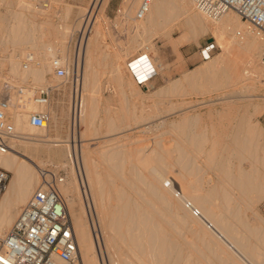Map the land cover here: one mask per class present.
Wrapping results in <instances>:
<instances>
[{
    "label": "bare ground",
    "instance_id": "1",
    "mask_svg": "<svg viewBox=\"0 0 264 264\" xmlns=\"http://www.w3.org/2000/svg\"><path fill=\"white\" fill-rule=\"evenodd\" d=\"M106 1L94 0L85 19H83V24H78L83 33V42L80 43L78 50L81 54V78L75 88L70 106L69 145L58 139H45L44 136L43 139L41 138L36 142H32L31 137H27V132H42L47 125L43 129H38L28 124L27 114L36 109L37 106L30 101V95L33 91H27L21 87L24 84L31 86L46 85L48 83L46 75L51 72L49 62L51 58H58L65 66L68 64V61H62L68 57L69 41L67 42V40L71 38V35L68 34L70 38L67 39V33L70 31L67 32L68 26L62 25L58 29L54 26L55 29L52 31H55H51L52 33L48 30H42L43 25L50 26L51 23L38 21L37 14L43 13L47 5L43 3L33 5L31 0H15L18 8L27 14L14 12L10 14L11 18L6 21L7 29H4L2 24L0 26V96H7L6 120L14 129V136L9 140V151L0 156V166L10 173L4 191L0 194V235L4 234L11 226L19 209L37 185L38 168L44 167L49 162L27 157L25 153L16 150V147L44 145L48 148L61 147L63 153L65 152L63 156L70 155L78 176L85 177L89 200L96 209L101 235L100 241L105 251V255L102 252L104 260L101 255H97L98 243L96 244L94 241L86 221L87 217L85 218L82 199L79 196L74 200L77 210L70 211V197H73L70 189L77 188V176H75L73 165L66 163L73 177L70 179L71 181L63 180L58 185V192L63 199L66 214L71 222L80 264H202V261L200 262L194 255L195 253L204 254V249L201 252L200 245L206 250L208 249V254H215L221 264H241V260H238L239 254L244 255L249 260L251 259L255 264H262V262L259 263L263 255L259 252L258 243L264 246L263 220L261 221L256 214L258 222L249 225L245 221L246 219L244 220L241 216L242 205L249 208L252 201L259 200L260 202L264 198V172L259 170L262 164L264 167V142L260 143V139L257 138L258 134L256 135L257 143L254 150L257 148V151H261L263 156L258 157V152L253 151L252 155L255 157L250 169L238 167L236 173H233L234 171L230 173L229 166L219 168L218 163L220 161L225 162L222 150H226L228 145H235L233 148L242 149L245 143L238 141L239 139L235 137L223 141L224 137L229 136L226 134L227 129L223 127V131L217 132L218 128H215L213 120H211L212 111L209 110V125H207V122L202 120L201 114H191L185 107H180L179 121L171 120L168 125L172 130L179 129L182 136L181 139H173L169 136L172 142H169L168 145L161 135L158 139L155 138L157 139L155 146L150 147V149L145 147V150L142 145L136 144L134 148H131L127 142L122 143L121 140L120 142L118 138L124 137L125 134L112 137L118 133L117 131H122L127 126L124 128L121 127L124 124L119 126L120 120L110 116L108 109L103 110L104 116L101 115L103 99L99 94V76L106 73L107 70L104 71L106 67H114L119 60L114 49L104 50L105 53L102 52V46L105 47L106 45L105 33L96 14L102 17ZM138 1L123 0L124 11L122 15L130 20L128 27L138 33L151 35L157 34L159 29L165 26L169 28L178 25V30L185 27L188 31L179 36L177 42L179 45L188 43L192 39L197 40L206 33L207 26L204 25L205 23L203 24L205 21L202 22L201 17L198 15L199 18L197 13L193 12L192 8H195L190 0H152L145 15L136 20L131 16V13L132 8H136L134 4H138ZM0 3L10 5L8 0H0ZM231 12L228 10L213 20L219 21L218 30L224 32L233 29L242 35L244 45L240 46L239 49L242 60L239 63L237 60V62L234 61L236 63L231 64L229 70L222 73L233 85L240 83L250 74L264 78V67L262 68L260 65V53L262 49L264 50V34L252 32L246 24H240L238 19L230 14ZM67 14L69 15V13ZM199 14L206 17L201 12ZM221 18L223 20H220ZM2 19L0 17L1 23L5 21ZM38 27L40 32L36 30ZM2 32L7 35H2ZM141 34H136L139 39L140 36H143ZM64 39L65 41H63ZM5 42L9 44L8 49H6V45H4L6 48L1 47ZM36 42H40L42 45L40 47H27L28 44ZM236 53L238 52L236 51ZM27 55L32 57V63L26 69H22L21 61ZM108 59H112V63L109 62L108 64ZM223 63L224 58L220 57L209 60L203 64L204 67L194 72L190 71V74L185 76V81L188 83L194 78L203 76L207 78V76L216 73ZM75 64L73 61V71L77 75ZM259 70L261 71L259 72ZM4 72L14 80L3 77ZM58 80L57 85H50L53 89L62 85L63 82ZM213 83H200V91L215 90L216 87L214 89V86L218 85ZM182 88L183 83L175 81L167 91L176 92ZM243 90L241 91L243 92ZM128 91H136L133 81ZM237 91L239 92V90ZM237 99L239 100L241 97ZM174 104L172 103V107ZM188 104L190 105L187 102ZM231 105L228 102L226 107L230 108ZM248 105L254 107V113L261 107L257 102L249 101ZM43 108L49 113V116L55 119L49 102ZM245 112L247 113V110ZM238 119L243 123L245 122L242 127H245L247 133L251 135L259 127L258 122L253 124L250 118ZM137 120L139 121L138 118H134L133 122ZM145 120L147 119L145 118ZM95 121H97V127H95ZM239 121L238 123H240ZM197 124L198 127H195ZM163 125V122L159 123L160 127ZM101 127H105L107 130L105 133L107 137L104 139L112 137L111 140L116 142L114 146L108 149L106 147L92 149V145L99 144L104 140L103 136L105 135L101 134ZM143 129L148 128L143 127ZM166 130L169 132L168 129H165L162 135L167 132ZM109 134L110 136H108ZM208 143L211 144V147L206 149ZM202 154H205L204 160L201 159ZM218 157L222 158L219 160ZM257 163H261V166L259 167L260 164L257 165ZM175 165L178 166L176 171L173 168ZM208 169L220 171V174H214L215 181L208 176L204 180ZM110 171L117 175L121 185L115 182L114 175ZM72 180L76 184H73ZM174 182L178 185L179 191L175 190ZM223 182L232 184L237 190V195L227 190L228 187L226 186V188ZM133 194L138 195L140 199L134 198ZM251 194H255V196ZM113 201L117 205H114ZM251 237H254V240ZM207 260L209 259L207 258Z\"/></svg>",
    "mask_w": 264,
    "mask_h": 264
},
{
    "label": "rangeland",
    "instance_id": "2",
    "mask_svg": "<svg viewBox=\"0 0 264 264\" xmlns=\"http://www.w3.org/2000/svg\"><path fill=\"white\" fill-rule=\"evenodd\" d=\"M93 1L94 0H46V1H44V0H35V1L31 0L33 5H37V4H41V3L47 5V8H45L43 13L37 14V20L38 21L51 23L50 26L43 25L42 30H45V31L48 30V31H50V33H52L55 31V30L52 31L53 29H55V27L58 29L62 25H67L68 26L67 32L70 30L67 33V35L68 34L71 35V38L69 35L67 36V39L70 38V40L66 39L67 42L69 41L68 42V57H67L68 60L67 59L62 60L63 62L68 61L67 65L69 68V76H68L67 80H65V82H63L62 85L59 86V88H55L52 91V93L50 94L49 103L51 105L52 112L55 115V119H53L50 116V121L48 124H46L47 126H46V128H44V130L42 132H38V131H31V132H27V133L25 132L27 137H31V139L33 140L32 142H36L41 138L43 139V136H44L45 139H50V140L51 139L52 140L58 139L61 142H63L64 144H68V145L70 144V119H69L70 118V106H71V101H72V97L74 95L75 88H76L77 84H79V81L81 78L80 77L81 54H79L78 50H79L80 43L83 42L82 41V38H83L82 34L83 33H82V30L79 29V25L83 24V22H84L83 19H85L87 12L90 10ZM8 2H10V5H4V4L0 3V17L3 18L2 20H5V21H2V23L0 22V26L3 25L4 29H7V27H8L6 21H8V19L11 18L10 14H12L14 12H23V13L27 14L24 10H21L18 8V6L15 3V0H8ZM107 2H108V0L106 1L105 5L103 7L104 10L102 11V17L100 15L96 14V17L98 18L99 22L101 23L102 30L105 33V38H104V41L106 40L105 44L109 45V46H106L104 44L105 47L102 46V49H103L102 52L105 53L104 50L114 49L115 54L118 55V57H119V60L116 62V65L114 67H110V66L106 67L104 69V71L107 70L106 73L100 74L101 76H99V80H100L99 81V94L101 95V97L103 99V105H101V110H102L101 115L104 116L103 112L106 109H108L110 111V116L120 120L119 126H121L122 124H124V126L123 125L121 126L122 128L127 126V128H124L122 131H117L118 133L114 134L115 136L112 135V133H111L112 137H119V136H123V134H125L126 137L125 136L119 137L118 140L119 141L121 140L122 143L127 142L131 148H134L136 146V144L142 145V146H144V150H145V147H146V149H150V147L155 146V140H157L158 137H160V135H161V137H163L166 144L168 145L169 142L170 143L172 142L171 138L181 139V136H182V133L179 129L178 130L173 129L174 130L173 131L171 129V127L168 125V123L171 120H173L175 122L179 121V119H180L179 113H181L180 107H185L187 109L188 113H191V114L199 113V114H201L202 120L204 122H207V125H209L208 113H209V111H212L213 115L211 114L212 115L211 120H213V124H214L215 128L216 129L218 128L217 132L218 131L220 132V130L223 131L222 128L224 127V129L225 128L227 129L226 134H229V136L227 138L224 137L223 141H226V139L227 140L230 139V137H235L236 139H239L238 141H240L242 143L244 142L245 146H246V147L243 146L244 148H242V149H236L235 147L233 148V146H235V145H228L229 147H227V149H226L228 152L226 150H222V153H224V154L221 153L223 158H225V160H224L225 162L220 161L218 163V167L220 168V167H224V166H227V167L229 166L228 170L230 173H232L233 171H234L233 173H236L238 167L244 168L247 170L250 169V166L253 164L254 157H255L254 155H252L253 151L258 152V154H257L258 157L263 156L261 151H257V148H256V150H254V149L256 147V143H257L256 139L257 138L260 139V143L262 141L264 142V107H263L264 106V96H262L264 94V78L255 77L254 75L250 74L247 77H245V79L242 80L240 83L233 85L231 82L229 83V80L227 78H225L224 74L222 73L224 71L225 72L228 71L229 67H231V64L236 63L237 61L239 63L240 60H242L240 50H239L240 46L244 45L242 35L236 33L235 30H233V29H228V30H225L224 32L220 31V29L218 30L217 24L219 23V21H215L213 19H209L207 17H204V16L199 14L200 12L198 13V11L196 9L192 8L193 12L197 13V16L199 15L201 17L200 18L198 16L200 19H202V22L205 21V22H203V24L205 23L204 25L207 26L206 27V33L204 35L200 36L197 40L192 39L188 43H185L183 45H175L178 42L179 36L183 32L188 31L187 28L183 27L182 29L178 30L177 29L178 25H174L172 27L169 25L170 26V27L168 26L169 28H167V26H165V27H162L161 29H159L157 34L156 33L151 34V35L148 33L141 34V33L136 32V30L132 29L131 27H128V26H130V24H128V22H130V20L127 17L122 16L123 11H124L123 0H116L115 7L113 8L112 11H108ZM136 4L137 3L134 4L135 7H136ZM67 8H69V9L66 12ZM133 9H135V8L134 7L132 8V13H131L132 17H133V11H134ZM67 13H69V15ZM230 14L233 17L237 18L238 22L240 24H246L242 20H240L234 14L233 11ZM120 20L121 21L124 20L125 22L124 21L121 22ZM220 20H223V18H221ZM36 30L40 32L39 27ZM213 30H214V32H213ZM134 33H136L138 35L141 34L143 36L142 37L140 36V39H139L138 35H136V34L133 35ZM2 35H4L3 32H2ZM5 35H7V34L5 33ZM46 36H47V34H46ZM136 40H137V42H136ZM63 41H65V39ZM200 41L203 43L212 41L215 44V49H214L212 55L207 60L196 59L192 63L190 62V63L185 64L184 61L186 60V58L188 56H191L193 51L196 52V49L192 50V45H194V44L198 45V43ZM106 42H108V43H106ZM7 44L8 43L5 42L1 45V47L6 48V46H7L6 49H8L9 44L8 45ZM4 45H6V46H4ZM41 45H42V43L36 42L34 44H28L27 47L28 46L29 47H34V46L40 47ZM144 48H146V49H144ZM226 49H227V51H226ZM230 50H232V51H230ZM184 51H190V52H188V54L184 55L183 54ZM236 51L238 53H236ZM262 51H263V49H262ZM262 51H261V53H262ZM142 53H145L147 55V57L149 59H151L150 61L152 63L154 62L153 65L155 67L156 72H159L160 74L165 75L167 77L166 80H171V79H173V80L168 82V84L165 87H161L158 89L157 88H155V89L150 88L146 84L147 81H145L143 85L142 84H136L131 73H130V71H129V69H128V67H127V63L129 60L133 59L134 57H136L137 55L142 54ZM261 53H260V55H261ZM79 55H80V57H79ZM219 57L224 58V63L222 64V67L220 66V69L216 73L212 74L213 77H212V75L207 76V78H208L207 79V78H205L206 76L205 77L203 76L201 78H194V80H192L188 83L185 81V76L186 75L188 76L190 74V71H193V72L197 71L198 69L204 67L203 64L205 62H208L209 60L216 59ZM73 61H74V64L77 61L76 62L77 66H76V64L74 66L76 73H77V75H76L77 78H76L75 82L72 80V78L70 76L71 70L73 72V66H72ZM112 61H113L112 59H110V60L108 59L107 63L108 64H109V62L112 63ZM234 61H236V62H234ZM78 64L80 65L79 66L80 68L78 67ZM260 65L262 66V68L264 67V64L261 62V58H260ZM260 71L261 70H259V72ZM3 75H4L3 77L9 78V80L10 79L14 80V78L7 75L6 72H4ZM250 76H252V77H250ZM72 77H73V75H72ZM256 78H257V80L258 79L259 80L257 81ZM46 80L48 82L46 85H52V86L57 85V83L59 82V80L57 78H54L51 75V72L46 75ZM132 81L136 87V91H135L136 93L128 91ZM175 81H180L183 83V88H182L183 90L181 89L180 91H176V92L175 91H172V92L167 91V89L170 87V85L172 83H174ZM200 83L201 84L213 83L214 85L217 84L218 86H214V89L216 87L215 90L212 89L209 92H207V91L201 92L200 91V86H201ZM242 85H244V86H242ZM145 86H146V88H145ZM21 87L24 90L26 89L27 91H33L34 88L38 87V86H35V85L31 86V85L24 84V85H21ZM211 88H213V86H211ZM242 89H244L245 91L243 90V92H242L241 91ZM216 90H219V91H216ZM237 90H239V92ZM250 90H251V92H250ZM243 96H245V97H243ZM240 97H241V99L236 100V98H240ZM249 101L255 102V103L257 102L259 104V107L261 106L260 110L258 108L257 109L258 111L256 110V113H254L255 109H254V107L248 105ZM187 102L190 103V105L189 104L187 105ZM228 102L232 104L230 108L226 107ZM172 103H175L173 106L174 108L172 107ZM246 106H247V108H246ZM246 110H247V113L245 112ZM133 114L136 116H134ZM218 114H219V116H218ZM7 116L9 117V115H7ZM242 116L245 117L246 119L250 118V121L253 124H256L258 122L259 127H258V129L255 130L256 132L252 133L253 136L251 134L247 133L248 131L245 130V127L244 128L242 127V126H244L245 122L243 123V121H239V119H238V118H243ZM134 118L135 119L138 118L139 121L137 120L138 122L137 121L133 122ZM145 118L147 120H145ZM227 119H228V121H227ZM96 120H97V118H96ZM230 121H231V123H230ZM238 121L240 123H238ZM160 122H163V124H164L161 127L159 126ZM229 123H230V126H229ZM232 124H234V125H232ZM237 124H239V125H237ZM97 126H98L97 121H95V127H97ZM143 127H147L148 129H143ZM195 127H198V124ZM231 127H233V128H231ZM165 129H168L169 132L166 130L167 132L164 134L165 135L164 136V135H162V132ZM100 130H101L100 131L101 134L105 135V136H103V139L106 138L107 136L105 133L107 130L105 129V127H101ZM170 130H172V131H170ZM170 132H172V133H170ZM256 135H257V138H256ZM108 136H110V134ZM112 137L102 140L101 143H99V144L95 143L94 145H92L91 148L94 149V148H99V147H106L108 149L111 146H114L116 141L111 140ZM155 138H157V139H155ZM147 140H149V141H147ZM147 142H148V144H146ZM228 143H230V142H228ZM148 145H149V147H148ZM210 145L211 144L208 143L206 145V149H209L211 147ZM17 149L20 153H23V154L25 153V155L27 157L29 156L31 158H34L35 160H41L43 162L49 161L46 163L45 166L51 167V168L59 171L61 176L63 177V180H70L73 177L72 173L69 171V168L67 167V164L71 163L73 165L74 172L76 174L75 176H77V188L76 189L75 188L70 189V193H72V196H73V197H70V203H69L70 211L74 212L77 210L76 206L74 204V200L76 197L79 196L82 199L81 201L83 204V210L85 212V218L87 217L86 221L89 225L92 236L94 238V234L97 233V235H98V240H99L98 241V247L99 248H97V255H101L102 259L104 260L103 253L105 255V251L103 249L102 242L100 241L101 235L99 232V225H98L97 216H96V209H95L94 205L92 204V202L89 200L85 177H83V176L79 177L78 176L77 169L75 168V165H74V161L72 162L73 159L70 158V155L69 156L67 155V157L63 156V154L65 152L63 153V150H61V147L60 148L59 147L48 148V147H45L44 145H39V146H34V145L22 146L21 145V146L16 147V150ZM234 149H235V151H234ZM225 154H227V155H225ZM204 156H205V154L204 155L202 154V156H201L202 160L205 159ZM220 158H222V157H218L219 160H220ZM226 159L228 160L227 162H226ZM257 165H259V167H260L261 163H257ZM177 167H178L177 165L173 166L175 171L178 169ZM263 168L264 167L262 164V166L259 169L260 171H262V173L264 172ZM110 173L112 175H114L115 182L118 185H121L120 179L117 177V175H115V173H113L112 171H110ZM217 173L220 174V171L215 170V169H213V170L208 169L206 175L204 176V180L208 176V177H211L213 179V181H215L216 180L215 175ZM169 174L171 175V173H169ZM9 178H10V173H9ZM9 178H8V180H9ZM72 183L76 184V182H74V180H72ZM223 183H224L225 187L226 186L228 187V188L226 187L227 190H229V191L233 192L235 195H237V190L235 189V187L232 184H229L228 182H223ZM174 188H176L175 190H177V191L180 190L178 185L175 182H174ZM251 195L255 196V194H251ZM133 196H134V198H136L138 200L140 199V197L136 194H133ZM217 197L219 198V195ZM252 202L249 204V208H247L245 205H242V211H241L242 218L244 220L246 219L245 221L249 225L256 224L258 222L256 220L258 217H260L261 221L263 220L262 223H264V198L260 202H259V200L258 201L254 200V202H253L254 204ZM113 203H114V201H113ZM114 205H117V204L114 203ZM256 214L258 215V217ZM93 230H95V233ZM251 239L254 240V237H251ZM258 246L260 247V248H258L259 252L261 253V255H263L261 258L262 260L260 259L259 263L262 262V264H264L263 263L264 262V248H262L264 246L262 244L260 245V243H258ZM200 249H201V252L204 251V254L203 253L199 254V253L194 252L195 253L194 255L198 260H200V262L202 261L201 262L202 264H203V262H204V264H206V263L207 264H209V263L210 264L211 263L212 264H221L220 261L216 258L217 256L215 254H208V251H207L208 249L206 250L201 245H200ZM98 250H100V251H98ZM209 253H211V252H209ZM243 256L241 254H239L238 260H241V264H255L251 259L249 260V258H246L245 256L244 257ZM207 258L209 260H207ZM204 259H206V260H204ZM207 261L208 262L210 261V262L208 263Z\"/></svg>",
    "mask_w": 264,
    "mask_h": 264
},
{
    "label": "built area",
    "instance_id": "3",
    "mask_svg": "<svg viewBox=\"0 0 264 264\" xmlns=\"http://www.w3.org/2000/svg\"><path fill=\"white\" fill-rule=\"evenodd\" d=\"M151 1H138L133 13L136 20L145 15ZM190 1L197 11L210 19H217L228 10L233 11L252 32L264 34V0ZM214 49L212 41L199 45L200 59L210 58ZM260 58L264 64V50ZM31 63L32 57L27 55L21 61V68L26 69ZM127 67L136 84L143 85L156 72L145 53L129 60ZM50 70L51 75L61 82H65L69 76L68 65L62 64L58 58L50 59ZM70 76L75 82L74 71L71 70ZM53 90L50 85L34 88L30 101L37 108L27 114L30 126L43 129L50 121L49 113L43 106L49 102ZM7 107V96H0V156L9 151V140L14 136L13 126L6 120ZM38 171L37 185L19 209L11 226L0 235V264H80L71 222L58 192V185L63 177L51 167H40ZM8 178L9 172L0 166V194L4 191ZM94 241L96 244L99 241L97 233L94 234Z\"/></svg>",
    "mask_w": 264,
    "mask_h": 264
},
{
    "label": "crops",
    "instance_id": "4",
    "mask_svg": "<svg viewBox=\"0 0 264 264\" xmlns=\"http://www.w3.org/2000/svg\"><path fill=\"white\" fill-rule=\"evenodd\" d=\"M115 4H116V0H108V2H107V6H108V11H112L113 10V8L115 7ZM203 42H199L198 43V45H196V44H194V45H192V50H194V49H196V52L195 51H193L192 52V54H191V56H188L187 58H186V60L184 61V63L186 64V63H192V62H194L196 59H200V56L198 55V46L199 45H201ZM205 43V42H204ZM175 45H179V44H175ZM188 52H190V51H184L183 52V54L185 55V54H188ZM196 53V54H195ZM149 60H151V59H149ZM150 63L153 65L154 64V62L152 63L151 61H150ZM154 66V65H153ZM155 68V67H154ZM166 76L165 75H162V74H160L159 72H155V74L150 78V79H148L147 80V82H146V84L150 87V88H161V87H165L167 84H168V82H170V81H172L173 79H171V80H166ZM176 79V78H175ZM145 88H146V86H145Z\"/></svg>",
    "mask_w": 264,
    "mask_h": 264
}]
</instances>
